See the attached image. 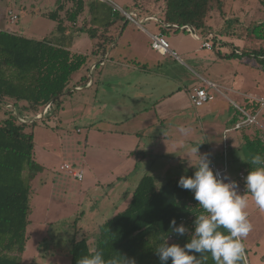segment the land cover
<instances>
[{"label":"rangeland","instance_id":"rangeland-1","mask_svg":"<svg viewBox=\"0 0 264 264\" xmlns=\"http://www.w3.org/2000/svg\"><path fill=\"white\" fill-rule=\"evenodd\" d=\"M59 1L0 0V29L21 30L24 35L34 38L45 37L55 29L56 22L34 14V10H53ZM111 1L128 10L133 6L156 13L164 9V0ZM254 1L224 0L223 13L216 9L211 14L215 24L213 33L226 40L230 36L225 34L239 33L241 38L237 46H243L246 51L258 48L259 41L246 31L252 22L264 19V0L257 4ZM66 5L71 7L72 2L68 1ZM9 10L19 15L14 23L9 22ZM90 19L86 9L77 24L89 27ZM228 20L232 22L226 23ZM143 26L148 27L147 21ZM171 34L167 32L168 40ZM188 43L193 42L189 40ZM94 45L95 39L83 31L76 35L73 49L91 52ZM226 50L231 52L232 44L227 45ZM242 57L246 59L247 55ZM242 57L244 63L236 60L241 62L237 64L238 80L248 86L254 82V91L263 95L264 66L253 68L246 65L247 60ZM167 59L166 68L173 67L179 70L181 77L188 75L191 78L174 58ZM184 60L191 64L186 58ZM194 71L195 82L199 83L201 79L196 73L201 75V72L196 68ZM130 78L133 81L140 79L135 74ZM174 88L171 83V87H165L162 92L165 94ZM227 95L237 104L241 103L231 93ZM110 98L103 91L96 96L92 91L74 92L63 97L58 116H46L27 127V131L34 134V157L44 168L32 183L29 238L22 264H70L73 241L87 238L93 248L98 226L127 206L144 175L154 176L161 186L171 178L193 175L195 169L192 166L198 163V157L191 151L195 145L200 144L201 155L209 150L210 154L217 155L222 150V129L229 107L233 105L227 99L222 101L217 97L215 103L220 102L219 109L211 112V116L205 118L193 108L186 112L188 118L158 122L155 130L145 136V131L139 134L141 128L137 121L140 117L115 125L101 122V115L108 113ZM4 115L0 110V116ZM64 163L70 168H61ZM74 171H82L84 178L75 177ZM248 200L246 211L253 228L242 243L245 254L254 264V258L259 262V257L264 255V211L255 205L250 194Z\"/></svg>","mask_w":264,"mask_h":264},{"label":"trees","instance_id":"trees-1","mask_svg":"<svg viewBox=\"0 0 264 264\" xmlns=\"http://www.w3.org/2000/svg\"><path fill=\"white\" fill-rule=\"evenodd\" d=\"M72 6L67 7L66 2ZM261 0H255V4ZM264 3V2H263ZM224 0H164V9L159 12L143 10L145 14H156L163 23H174L180 27H191L204 39L211 40L225 57L254 55L264 66V19L252 22L247 33L262 44L251 51L233 47L232 52L222 54L221 46L227 44L224 36L213 33L215 24L211 17L214 10L223 13ZM139 9L138 6L129 9ZM90 14L89 27L78 26L85 13ZM43 15L56 22L55 29L42 38L27 37L11 29H0V264H22V255L29 238L30 195L33 181L43 172V166L34 157V134L27 131L32 122H19L18 116L30 119L41 114L45 105L50 106L39 119L58 114L62 96L73 86H86V73L77 84L72 85L73 74L82 69L89 70L94 58L103 57L116 37L109 35L110 27L126 17L102 0H60L53 10ZM228 20L226 23H231ZM85 31L98 38L91 53L71 50L73 34ZM239 39V33L225 34ZM239 50V51H236ZM255 110V106H254ZM38 121V120H37ZM250 126L239 128L242 145L246 150L244 170L252 167L251 157L264 156V143L258 131L248 133ZM181 176L167 180L158 186L152 175H144L135 187L127 206L98 226L92 248L87 238L74 240L70 253L71 263L84 255L102 251L105 258L119 256L134 258L136 264H160L155 249L168 237L169 244L183 246L191 238L196 216L202 213L194 194L178 186ZM183 223L189 234L178 236L170 232V222ZM168 264H171L169 260ZM205 264H214L211 255ZM240 264H247L245 255Z\"/></svg>","mask_w":264,"mask_h":264},{"label":"crops","instance_id":"crops-1","mask_svg":"<svg viewBox=\"0 0 264 264\" xmlns=\"http://www.w3.org/2000/svg\"><path fill=\"white\" fill-rule=\"evenodd\" d=\"M134 9L137 10L142 23L137 25L131 22L130 24V20L127 19L122 22H115L108 32L109 35H114L116 37L115 41L107 48L108 58L106 60H104L103 57L94 58L91 62L92 64H96V68L92 73V83L88 82L86 86H81L79 84L73 86L62 96V102L63 97L65 98L74 92L84 93L92 91L96 96L103 91V93L109 94L111 98L108 100V113L106 115H101V122H108L111 125H115L128 119H137L140 117L141 120H139V122L137 121V125L141 128L139 134L141 133L140 135H142L145 131L146 136L155 130V125L158 122L176 118H188L189 113L186 112L193 108L198 109L197 114L205 118L211 116V112L219 109L220 102L215 103L217 97L219 96L222 101L227 99L230 103L232 102L233 105L229 107L225 126L222 129V148L224 140L226 139L231 174L236 175L238 171L244 169V159L246 157V150L241 141V133L239 129H232L233 125L241 118L237 105L250 112L258 113L257 123L254 125H247L251 127L248 129V133L252 134L258 131L264 143V109L259 110L258 105L253 102L254 98L264 97V94L261 95L254 91V82L252 85L248 86L244 82L238 80L237 75L239 73V68H237V64L241 62L244 63L240 57H225L220 55L218 48L214 46L211 40L208 41L213 44V49L206 48L203 46L204 40L202 37L197 38L192 35L191 32L184 29H176L169 25L161 24L159 23L160 18L158 16L157 19L152 18L146 20L145 17L149 14H145L140 8ZM47 11L49 10H34V14L44 16L43 13ZM9 15V22L11 23L19 19V15L13 10H9ZM12 15H16L17 18L12 19ZM144 21H147L148 27L143 26ZM14 31L24 35V32L21 30ZM168 31L172 33L168 41L170 43V48L175 53L174 55L163 54L153 49L151 46L152 34L161 32L166 37ZM80 32H75L73 34L71 50L73 52L89 54L94 48L91 52H80L73 49L74 39ZM94 39L95 44L100 41L98 38ZM189 40L193 42L191 45L188 43ZM228 40L224 38V41L228 43L219 48L222 54H230L232 52L226 50L229 44H232V48L237 47L240 53L242 50L244 51L243 46H237L238 39L229 38ZM256 40L259 41L260 45L262 44L260 40ZM168 57L174 58L187 74L190 73L191 78L188 75H186V78L181 77L179 70L173 69V67L166 68L165 62H167ZM184 58L191 61V64L187 63ZM242 58H244V61L247 60L246 65L249 64L253 68L254 66L257 67L261 65L252 54L248 55L246 59L245 57ZM238 59L241 61L240 63L236 61ZM194 65L195 68L199 70L198 72H201V75L196 73L198 77H200L199 79H201L199 83L195 82ZM86 73L89 74L86 69H82L80 72L73 74L72 85L77 84L80 78ZM132 74H135V76L140 79L133 81L130 78ZM171 83L175 85V88L167 90L168 92L163 94L162 91L164 88L171 87ZM199 86H207L209 89H212V86L216 87L218 90L212 89L215 94L214 100L202 106L193 105L191 103V93ZM227 93H231L237 97L241 103L237 104ZM59 113L60 110L55 116H58ZM109 116L110 119H108ZM181 121L184 123L183 119H181ZM92 125L99 124L92 123ZM229 128H231V130L225 133ZM221 152L222 150L219 151L217 155H213L210 154L209 150L207 154L209 158L218 159ZM65 165L68 164L64 163L61 165V168H70V166L69 168H65ZM80 172L83 175V172ZM83 178L84 175L81 179ZM244 255L247 264H251L252 262L249 257L245 253ZM259 258V262L257 258H254L253 263L264 264V255Z\"/></svg>","mask_w":264,"mask_h":264},{"label":"clouds","instance_id":"clouds-1","mask_svg":"<svg viewBox=\"0 0 264 264\" xmlns=\"http://www.w3.org/2000/svg\"><path fill=\"white\" fill-rule=\"evenodd\" d=\"M199 145L191 150L198 157V163L192 166L193 175L181 176L178 186L191 191L203 211L196 216L188 242L183 246L169 244L167 237L155 253L160 264H168L169 260L171 264H205L208 254L214 264H240L245 253L242 240L253 228L246 211L249 194L255 205L264 211V156L251 157L249 164L253 167L244 178L245 191L241 194L237 181L214 173L208 154H199ZM169 229L178 236L189 234V229L183 223L177 225L175 219ZM77 264H136V260L121 254L105 258L102 251H96L81 256Z\"/></svg>","mask_w":264,"mask_h":264},{"label":"built area","instance_id":"built-area-1","mask_svg":"<svg viewBox=\"0 0 264 264\" xmlns=\"http://www.w3.org/2000/svg\"><path fill=\"white\" fill-rule=\"evenodd\" d=\"M102 1L110 3L113 6V8L115 10L120 11L121 14H123L126 17L127 20H130L137 25H140L142 23V20L139 17V14H138L136 9H130V10L123 9L121 7H118L111 0H102ZM16 18H17L16 15H12V19H16ZM152 18L157 19L158 17L156 15H147L145 17L146 20L152 19ZM159 23L169 25V26L176 28V29H184V27H180L178 24H174V23H163L161 20H159ZM186 29H187L186 31L191 32L192 35H194L195 37H197V38L201 37L191 27H186ZM202 39L204 40L203 41L204 47L209 48V49H213V44L210 41H208V39H204L203 37H202ZM151 46L153 49H155V50H157L163 54H173V55L175 54L174 51H172V49L170 48V43H169L168 39L161 32L151 35ZM107 58H108V51H106L104 56H103L104 60H106ZM95 68H96V64L91 63L89 66V70H88L89 83H92V73H93ZM212 89L218 90L214 86H212ZM212 89H209L207 86L196 87L193 90V92L191 93V103L195 106H202V105L214 100L215 94H214ZM253 102H255L258 105L259 110L264 109V97L254 98ZM50 103L45 105L46 109L45 110L43 109L44 113L46 112V110L50 106ZM7 106L13 107L14 113L15 112L17 113L13 104L8 103ZM237 107H238L239 112L241 114L240 115L241 118L239 121H237L233 125L232 129H239L243 126L254 125L257 123V114L258 113L250 112L247 109L240 107L238 105H237ZM42 113H43V111L41 112V114H39L33 118H39L40 116L42 117L44 115V113H43V115H42ZM16 117H17L19 122H26L29 120V119H23V118L19 117L18 113H17ZM30 119H32V118H30ZM230 130H231V128L227 129L225 131V133H227ZM210 160H211L210 167L213 169L214 173H218L221 178L228 177V180L237 181L239 184L240 192H241V194H243L245 191V179L244 178L247 176V174L244 170L238 171V173L236 175L231 174L230 158H229L228 144H227L226 139L224 140L223 148H222V152H221L220 157L218 159L210 158ZM65 167L69 168V165H65ZM73 175L75 177H77L78 179H81L83 176L80 171L79 172L74 171Z\"/></svg>","mask_w":264,"mask_h":264},{"label":"water","instance_id":"water-1","mask_svg":"<svg viewBox=\"0 0 264 264\" xmlns=\"http://www.w3.org/2000/svg\"><path fill=\"white\" fill-rule=\"evenodd\" d=\"M50 103V102H49ZM48 104V103H47ZM46 109V107L44 108V110ZM44 110H43V113H44ZM43 113H42V115H43ZM15 115L17 116V113L15 112ZM41 117V116H40ZM39 117V118H40ZM39 118H32V119H29L28 121H26L27 123H29V122H32V121H34V120H38Z\"/></svg>","mask_w":264,"mask_h":264}]
</instances>
